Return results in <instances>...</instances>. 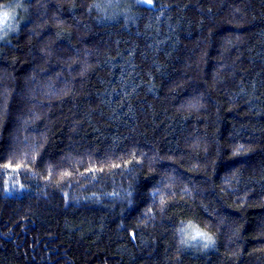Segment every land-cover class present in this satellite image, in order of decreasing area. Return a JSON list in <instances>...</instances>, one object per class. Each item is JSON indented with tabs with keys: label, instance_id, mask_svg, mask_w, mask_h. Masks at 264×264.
<instances>
[{
	"label": "trees",
	"instance_id": "obj_1",
	"mask_svg": "<svg viewBox=\"0 0 264 264\" xmlns=\"http://www.w3.org/2000/svg\"><path fill=\"white\" fill-rule=\"evenodd\" d=\"M5 12L0 264H264V0Z\"/></svg>",
	"mask_w": 264,
	"mask_h": 264
},
{
	"label": "rangeland",
	"instance_id": "obj_2",
	"mask_svg": "<svg viewBox=\"0 0 264 264\" xmlns=\"http://www.w3.org/2000/svg\"><path fill=\"white\" fill-rule=\"evenodd\" d=\"M185 235L186 237L190 236L192 239H198V240L205 239V238H202V237H205L203 232L202 231L200 232L199 230L194 229L193 227L186 229Z\"/></svg>",
	"mask_w": 264,
	"mask_h": 264
},
{
	"label": "snow or ice",
	"instance_id": "obj_3",
	"mask_svg": "<svg viewBox=\"0 0 264 264\" xmlns=\"http://www.w3.org/2000/svg\"><path fill=\"white\" fill-rule=\"evenodd\" d=\"M0 16H2V19H0V23H3L4 21H6L8 19V13L7 12L0 14Z\"/></svg>",
	"mask_w": 264,
	"mask_h": 264
}]
</instances>
